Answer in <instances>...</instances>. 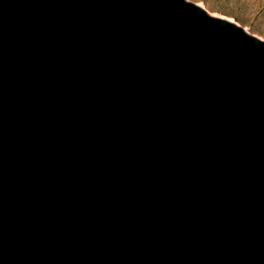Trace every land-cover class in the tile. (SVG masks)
<instances>
[{
  "label": "water",
  "instance_id": "obj_1",
  "mask_svg": "<svg viewBox=\"0 0 264 264\" xmlns=\"http://www.w3.org/2000/svg\"><path fill=\"white\" fill-rule=\"evenodd\" d=\"M0 264H264V39L192 0H0Z\"/></svg>",
  "mask_w": 264,
  "mask_h": 264
},
{
  "label": "rangeland",
  "instance_id": "obj_2",
  "mask_svg": "<svg viewBox=\"0 0 264 264\" xmlns=\"http://www.w3.org/2000/svg\"><path fill=\"white\" fill-rule=\"evenodd\" d=\"M211 14L241 24L249 32L264 39V0H192Z\"/></svg>",
  "mask_w": 264,
  "mask_h": 264
}]
</instances>
